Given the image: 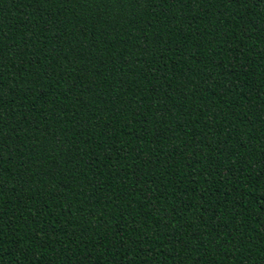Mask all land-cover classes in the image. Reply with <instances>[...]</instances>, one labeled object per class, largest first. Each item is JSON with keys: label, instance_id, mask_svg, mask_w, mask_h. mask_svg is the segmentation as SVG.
I'll return each instance as SVG.
<instances>
[{"label": "trees", "instance_id": "obj_1", "mask_svg": "<svg viewBox=\"0 0 264 264\" xmlns=\"http://www.w3.org/2000/svg\"><path fill=\"white\" fill-rule=\"evenodd\" d=\"M0 264H264V0H0Z\"/></svg>", "mask_w": 264, "mask_h": 264}]
</instances>
